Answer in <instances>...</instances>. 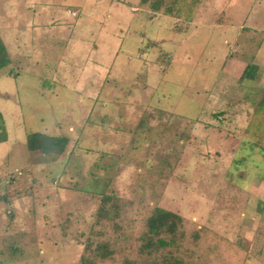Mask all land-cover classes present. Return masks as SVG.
Segmentation results:
<instances>
[{
  "label": "rangeland",
  "instance_id": "obj_1",
  "mask_svg": "<svg viewBox=\"0 0 264 264\" xmlns=\"http://www.w3.org/2000/svg\"><path fill=\"white\" fill-rule=\"evenodd\" d=\"M137 3L0 0V264H150L136 238L154 207L182 218L163 255L264 264L250 251L264 149L244 134L264 88V0H201L189 21ZM30 132L68 142L28 152Z\"/></svg>",
  "mask_w": 264,
  "mask_h": 264
},
{
  "label": "trees",
  "instance_id": "obj_2",
  "mask_svg": "<svg viewBox=\"0 0 264 264\" xmlns=\"http://www.w3.org/2000/svg\"><path fill=\"white\" fill-rule=\"evenodd\" d=\"M201 0H138L139 9H148L153 13H160L164 16L176 18L181 21H189L196 13ZM10 65L8 52L2 40L0 39V70ZM257 66L247 64L243 68L239 79L253 80L256 75ZM43 82V81H42ZM45 82V81H44ZM244 134L258 147L264 149V88L262 89L257 102L253 105L249 114V119L244 130ZM6 133L4 121L0 114V143L5 142ZM67 138L61 135H47L41 132H30L26 134L24 144L28 152H37L41 155H56L63 153ZM113 197L101 195L99 206L96 209V218L104 220L108 216L106 205ZM115 201V200H114ZM115 207V206H114ZM264 215V212L263 214ZM264 218V217H263ZM263 221V220H262ZM182 218L173 212L163 210L159 207L151 209L149 215L143 222L141 233L137 236L139 254L154 256L150 264H185L179 259L171 256L169 253L163 255L168 247H174L177 241L183 236ZM95 257L100 261L111 259L112 250L101 243L95 246ZM250 251L254 257L264 262V221L257 225L255 234L250 244ZM161 253V255L159 254ZM82 264H90L89 261H82ZM121 264H139L131 260L124 259Z\"/></svg>",
  "mask_w": 264,
  "mask_h": 264
}]
</instances>
